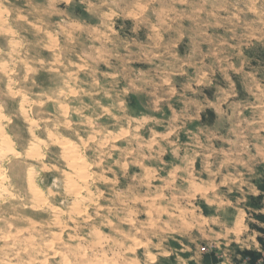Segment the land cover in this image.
<instances>
[{"label":"clouds","instance_id":"1","mask_svg":"<svg viewBox=\"0 0 264 264\" xmlns=\"http://www.w3.org/2000/svg\"><path fill=\"white\" fill-rule=\"evenodd\" d=\"M0 264H264V0H0Z\"/></svg>","mask_w":264,"mask_h":264}]
</instances>
